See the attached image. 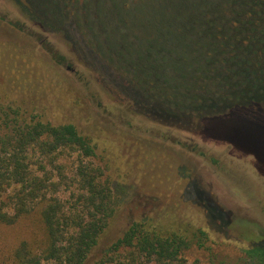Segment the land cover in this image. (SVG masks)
<instances>
[{
	"label": "trees",
	"instance_id": "trees-1",
	"mask_svg": "<svg viewBox=\"0 0 264 264\" xmlns=\"http://www.w3.org/2000/svg\"><path fill=\"white\" fill-rule=\"evenodd\" d=\"M41 1L81 52L122 71L123 93L134 107L150 109L145 115L153 122L204 130L263 161L264 0ZM6 108L0 107V230L28 231L13 241L1 232L0 264H199L183 253L209 238L202 210L222 223L225 215L198 201L134 219L92 260L121 205L93 162L95 143L74 124L26 121ZM235 124L257 135L254 143L230 140ZM238 237L252 242L248 258L264 264V240Z\"/></svg>",
	"mask_w": 264,
	"mask_h": 264
},
{
	"label": "rangeland",
	"instance_id": "rangeland-1",
	"mask_svg": "<svg viewBox=\"0 0 264 264\" xmlns=\"http://www.w3.org/2000/svg\"><path fill=\"white\" fill-rule=\"evenodd\" d=\"M52 53L65 61L57 63ZM121 76L114 63L81 52L41 0H0V107L16 110L26 121L74 124L95 143L93 162L104 169L121 198L117 217L99 238L92 260L134 219L176 202L196 207L198 201L222 212L225 221L206 219L202 210L200 224L209 238L203 247L191 245L183 253L187 261L258 264L246 255L252 242L238 235L264 240V159L258 163L204 130L153 122L147 116L150 109L134 107L132 97L123 93ZM227 134L238 145H251L257 138L239 124ZM26 229L0 230V235L13 241L25 237Z\"/></svg>",
	"mask_w": 264,
	"mask_h": 264
}]
</instances>
